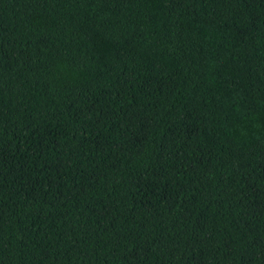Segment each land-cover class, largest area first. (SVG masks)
I'll use <instances>...</instances> for the list:
<instances>
[{
	"label": "trees",
	"instance_id": "16d2710c",
	"mask_svg": "<svg viewBox=\"0 0 264 264\" xmlns=\"http://www.w3.org/2000/svg\"><path fill=\"white\" fill-rule=\"evenodd\" d=\"M0 264H264V0H0Z\"/></svg>",
	"mask_w": 264,
	"mask_h": 264
}]
</instances>
